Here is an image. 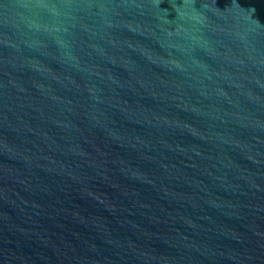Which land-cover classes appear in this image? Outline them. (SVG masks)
<instances>
[{
  "label": "water",
  "instance_id": "water-1",
  "mask_svg": "<svg viewBox=\"0 0 264 264\" xmlns=\"http://www.w3.org/2000/svg\"><path fill=\"white\" fill-rule=\"evenodd\" d=\"M0 264H264V0H0Z\"/></svg>",
  "mask_w": 264,
  "mask_h": 264
}]
</instances>
